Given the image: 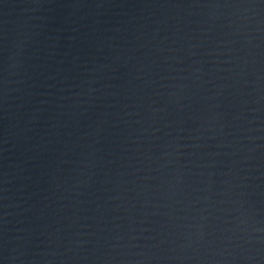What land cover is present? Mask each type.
I'll return each mask as SVG.
<instances>
[{"label":"water","instance_id":"water-1","mask_svg":"<svg viewBox=\"0 0 264 264\" xmlns=\"http://www.w3.org/2000/svg\"><path fill=\"white\" fill-rule=\"evenodd\" d=\"M0 264H264V0H0Z\"/></svg>","mask_w":264,"mask_h":264}]
</instances>
